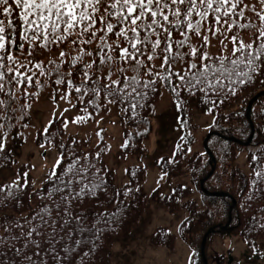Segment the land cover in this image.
<instances>
[{"label":"snow or ice","instance_id":"snow-or-ice-1","mask_svg":"<svg viewBox=\"0 0 264 264\" xmlns=\"http://www.w3.org/2000/svg\"><path fill=\"white\" fill-rule=\"evenodd\" d=\"M259 2L264 5V0ZM245 10L258 23H245ZM221 21L229 32L237 27L251 29L252 35L247 41L233 35L231 48L222 46L213 52L204 33L211 32L213 24L220 25ZM68 41L75 46V55L59 48ZM25 44L32 60L53 45L59 48L58 57L47 65L37 61L29 67L17 54L25 50ZM33 67L40 76H54L56 86L69 90L60 93L59 98L67 100L72 108L77 105L72 104L69 93L75 95L83 115L71 118L73 124H83L97 116L99 124L104 119L100 114H108L110 122L120 126L118 148L125 150L135 146L133 134L123 131L129 122L136 128V137L150 131L151 120L141 113L145 109L154 112L151 98L158 85L168 88L175 97L181 126L190 123L184 107L191 102L187 98L208 105L203 110L214 115L219 105L232 99L238 103L240 94L246 95L249 86L259 82L264 88V7L257 10L244 0H0V160L5 167L14 162L12 142L21 137L27 142L24 130L35 127L32 115H41L32 111L39 92L27 91L36 76ZM77 79L79 84L74 83ZM35 86L41 87L39 80ZM259 95L264 96V91ZM256 98L249 103V110ZM52 99L55 103L56 97ZM113 108L119 119L111 118ZM69 111L65 108L60 119H49L42 131L37 129V143L44 150L41 155L46 157L51 150L59 152L46 176L39 178V187L37 181L29 182L35 165L26 166L11 183L0 182V264H97L98 260L103 264L100 253L122 224L120 208L126 214L132 205L125 201L140 191L138 187H124L122 192L113 189L115 196L100 203L101 195L107 196L110 187L109 169L104 167L103 159L111 145L100 147L103 129L96 132V151L92 145L77 151L75 139L70 145L62 138L56 143L50 129L55 123L67 129L69 120L64 115ZM233 115L229 113L227 119L230 121ZM190 151L177 143L172 156L158 163H177V157ZM261 160L264 155L250 153L248 183L237 189L241 209L251 213L245 225L249 249L245 255L254 261L264 257V243L258 245L255 239L248 238L264 233ZM164 175L167 173L160 179ZM33 197L38 204L31 203ZM26 202L28 214L17 216ZM109 205L115 207L109 211ZM190 223L191 217H185L179 231L184 232ZM196 255L189 252L186 264H193Z\"/></svg>","mask_w":264,"mask_h":264},{"label":"trees","instance_id":"trees-1","mask_svg":"<svg viewBox=\"0 0 264 264\" xmlns=\"http://www.w3.org/2000/svg\"><path fill=\"white\" fill-rule=\"evenodd\" d=\"M244 3L249 6L255 5L257 10H259L261 7H264V5L260 4L259 0H244ZM249 20H251L253 24L258 23L254 15H251L247 10H245L244 22L247 23ZM240 22L241 21L237 19V24H239ZM212 29L213 30L211 32L206 30L204 33V35L208 37V42H210L211 40H218L220 38L232 41L233 35H235L237 39H240L242 37L247 41L252 35L251 29L241 30L237 27H233L232 31L229 32L227 31V26L223 24V21H221L220 25L213 24ZM193 40L195 41L196 38L193 37ZM59 48H63L66 51L71 50V54L75 55V46L71 43V41L59 45ZM59 48L53 45L51 50L44 51L43 56H41L38 52L35 60H32V58L28 55V45L25 44V50L22 53L18 50L17 54L19 55L21 62H23L25 65H28L29 67H32V65H34L37 61H43V63L47 65L49 60L57 59ZM29 60H32L31 64H29ZM32 70L36 73V76L33 78V87L27 88V91L33 93L39 92V97L48 88H54L55 90L57 89L63 92L69 91L65 86H56L53 83V81L55 80L54 76L51 79H48L44 76H40L39 70L35 69L34 67ZM37 80L40 81L41 87L35 86ZM74 83L79 84V79L75 80ZM164 91H167L175 100V97L168 88L162 85H158L156 95L151 98V103L154 105V112H152V110L150 109H145L144 112L141 113L142 116H146L151 120L150 131L143 137H136V128L132 122H129L127 126H124V133L131 132L133 134L135 146L129 147L125 150L120 149L119 156L139 154L145 151L146 144L150 140L154 132L155 109L157 104L160 102ZM261 91H264V88H261L259 82H257L256 85L249 86L246 95L244 93L240 94L238 103L236 99H232L226 104L216 107L214 115H210L213 121L210 124L211 127L209 128L207 134L213 133V135L208 142V148L214 154L217 165L213 176L205 182L204 187L207 191L210 192L225 193L226 195L224 196H208L203 192L200 186L201 180L211 172L212 167L214 166L210 156L208 155L204 147L202 148V151L192 150L191 157L187 161L188 165L191 168V174L193 176L192 178L195 188L197 192L204 197L200 199V201L195 199L187 200L190 194L194 192V189L193 187L187 188L182 185L172 188L170 193L165 196H161L159 191H155L153 192V194L149 195L143 187V181L146 173L145 168L140 166L129 167L126 172V183L123 185H119L116 180L115 171L112 168L108 167L105 160L103 159L104 167L109 169L107 179L110 182V187L108 189L107 196L101 195L100 203L106 202L108 197L115 196V192L113 191V189H119L121 190V192L124 187H138L140 189L139 192L134 194V198L133 196H129L125 201L126 204L132 205L129 209H127L126 214L125 209L123 207L120 208V215L123 217L122 224L118 232L116 234H113L109 238L111 243L106 244L103 251L100 253V258L103 260V264H109L112 255V249L116 242L126 241L131 237L132 233L138 227L141 219L143 218L144 213L148 209L150 198L157 202L164 203L167 207H169L171 212L183 210L187 213L186 217H191V223L187 226L184 232L179 231V225L177 235H175L174 233H170L165 228H160L157 232L156 237L154 238L155 245L163 246L168 249H174L176 245V239L177 237H179L185 244L198 246L200 253L199 261L200 264H204L200 249L202 240L210 229L218 225H227L230 220V212L231 220L227 228L224 230L217 227V230L215 232L209 234L207 240L213 233L225 232L230 235L240 236L245 242V225L248 221V216L251 215V213L245 214L241 209L242 200L240 199V195L237 192V189L244 188L248 183V178L252 169V165L250 163V153L264 155V116L260 115L261 113H264V96L259 98L253 104L250 119L251 121L247 119L246 115L249 102ZM181 95L183 96L184 94L182 93ZM69 98L71 99L72 104L77 105V107L74 108L77 114L83 115V113L80 111L81 105L78 104L75 95L73 93H69ZM192 99L197 100L196 98ZM209 99L214 98L210 97ZM198 105L200 112L206 114L203 109H205L208 105L201 104L199 102ZM91 111L92 109H89V112ZM229 113L235 114L230 121L227 119ZM112 114L117 115V111L115 108H113L111 115ZM100 115L104 117L108 116V114H105L103 112ZM214 116L216 118H214ZM220 116H224L225 118L219 119ZM54 119L58 120L60 119V117H56ZM99 119V116H97L94 119L87 120L85 124H96L97 120ZM117 119H119L118 116ZM251 123L254 127V137L249 145L245 146L229 140V138H235L243 143L248 142L252 133ZM183 127L185 134L184 146H187L189 148L193 145L195 139L191 137L190 133H186V131H188L187 127L185 125ZM99 129H103L101 135L104 137V142L100 144V147H104L105 143L109 144L108 134L105 131L104 127H98L95 130L96 142V132ZM141 130H143V125H141ZM65 131L66 129H63L59 123H55L50 129V132L56 137V143H58L61 138L63 139ZM39 138L42 139V137ZM49 139H51V137H49ZM73 139L78 142V145L76 146L77 151H81L84 147H88V144L84 143V141H86L85 139L77 137H70L66 140L63 139V141L65 144L70 145ZM189 141H191V143H188ZM95 144L93 146V151L98 150L95 148ZM57 153L59 155L58 151ZM201 153L203 155H201ZM179 158L180 156L177 157V163L170 165H162L161 163H158V167L162 175L164 173H167L169 177H173L174 174H177L178 169L182 166V164L179 162ZM163 159L167 160L168 158ZM13 160L14 162L9 163L6 167L4 166V161L0 160V172L12 167L16 163V159L14 156ZM260 163L264 165V160H261ZM26 166L30 165L24 164L20 167V174L25 171ZM133 171H135V176L132 175ZM193 173L195 175H193ZM101 175H104V173L102 172ZM29 182H32L30 174ZM162 197H167L168 199H162ZM121 199H124L122 195ZM233 200H236V205L231 210ZM31 203L33 205H36L39 203V201L35 197H33ZM114 207L115 205H109L108 210L111 211ZM253 207H256V205H253ZM28 211L29 209L26 202V206L24 207V209H22L21 212L17 213V216L22 214L27 215ZM206 213H211V215H207ZM0 235H2V230H0ZM248 238L255 239L256 243L259 245L261 241L264 242V233H261L259 236H250ZM206 257L208 260V264H234L231 255L226 257L224 255H220L219 253L209 254L208 241L206 245ZM97 264H100V260L97 261Z\"/></svg>","mask_w":264,"mask_h":264},{"label":"rangeland","instance_id":"rangeland-1","mask_svg":"<svg viewBox=\"0 0 264 264\" xmlns=\"http://www.w3.org/2000/svg\"><path fill=\"white\" fill-rule=\"evenodd\" d=\"M208 46L215 52L217 48L222 46L231 48L232 41L220 38L218 40H211ZM157 67H159L158 62ZM62 92L54 88H48L39 97L38 101L33 102L32 111L34 113L38 111L41 115L39 117L32 115L31 122L35 127L24 130L25 135H27V142H24L22 137L12 142L14 149L13 156L16 159V163L12 167L0 172V182L5 184L11 183L18 178L17 173H20V167L24 164H29L30 166L35 165V170L29 174L31 181H37V187H39V178L46 176L58 153L56 150H51L47 153L46 157L41 155V152L44 150L40 149L37 143V129H41L42 131V125L46 124L49 119L60 117V113L65 108H70V111L64 115V118L69 120V124L63 139L77 137L88 141V146H94L96 143L95 130L98 127H104L108 134L109 144L111 145V149L104 160L107 166L115 171L116 180L119 185L126 183V169L140 166L145 168L146 173L143 187L149 195L153 194V189H156V191L160 192L161 196H165L170 193L172 188L182 185L187 188L193 187L194 189V192L190 194L187 200L195 199L200 201V199L204 198L195 188L191 168L187 161L191 157L192 150L202 151L207 132L213 120L209 114L200 112L197 100L190 98L191 102L184 106L188 120L190 121V123L185 124L188 130L186 133H190L191 137L195 139L193 145L189 147L191 151L180 156L179 162L182 166L178 169L177 174H174L173 177L164 175V178L160 179L162 173L158 167V161L161 158L169 159L177 143H180L182 147L185 145V139H180L182 136L185 137L184 127L180 125L177 119L178 112L175 100L167 91L163 92L162 98L156 106L154 132L146 144L145 151L125 156H119L120 149L118 145L121 142V137L118 135V131L120 126L113 125L108 116H105L99 124H73L71 118L78 114L67 100L59 98ZM53 96L56 97L55 103H53ZM52 113H56V116L53 117ZM180 115H184V113H180ZM111 118L117 119V115L112 114ZM29 133L31 134L29 135ZM186 214V211L183 210L171 212L169 207L164 203L150 198L148 209L131 237L126 241H119L114 244L109 264H186L189 252L192 251L197 253L193 264H200L198 246L185 244L179 237L176 239L174 249L154 244V238L160 228H165L170 233L177 235L178 227L181 220L186 217ZM229 243H231V248L228 247ZM262 243L264 242L261 241L259 244ZM248 251L246 243L237 235L216 232L211 234L208 239L209 254L219 253L226 257L231 255L234 264H264V257L261 260H250L245 255Z\"/></svg>","mask_w":264,"mask_h":264},{"label":"water","instance_id":"water-1","mask_svg":"<svg viewBox=\"0 0 264 264\" xmlns=\"http://www.w3.org/2000/svg\"><path fill=\"white\" fill-rule=\"evenodd\" d=\"M260 93H258L255 97H257L256 99H255V102L259 99V98H261V97H263V96H260L259 95ZM253 99V98H252ZM252 101V100H251ZM250 101V102H251ZM249 102V103H250ZM254 102V103H255ZM254 103H252L251 104V110H249V107H247V113H246V115H247V119L249 120V121H251L250 119H251V112H252V107H253V104ZM249 105V104H248ZM251 130H252V133H251V136H250V138H249V140H248V142H246V143H243V142H241V141H239V140H237V139H235V138H229V140H231V141H233V142H235V143H238V144H241V145H249L250 143H251V141H252V139H253V137H254V127L252 126V123H251ZM211 133L210 134H208L207 135V137H206V140L204 141V146H205V149H206V151H207V153H208V155L211 157V160H212V162H213V164H214V166L212 167V171L201 181V188L204 190V192L206 193V194H208V195H214V196H224V195H226V194H224V193H210V192H208V191H206L205 189H204V184H205V182L214 174V172H215V170H216V165H217V163H216V159H215V157H214V155H213V153L209 150V148H208V146H207V143H208V141H209V139H210V137H211ZM236 205V200H233V205L231 206V210L233 209V207ZM229 217H230V220H231V212L229 213ZM230 220H229V223H230ZM228 223V224H229ZM228 224L226 225V226H224V227H222V229H226L227 228V226H228ZM213 231H215V228H212V229H210L208 232H207V234L204 236V238H203V240H202V244H201V256H202V259H203V262H204V264H208V261H207V258H206V253H205V248H206V243H207V237L209 236V234L210 233H212Z\"/></svg>","mask_w":264,"mask_h":264}]
</instances>
